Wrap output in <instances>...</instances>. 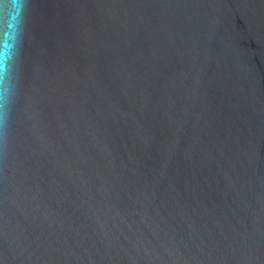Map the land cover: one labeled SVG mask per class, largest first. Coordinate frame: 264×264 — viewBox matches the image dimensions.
<instances>
[{
    "label": "water",
    "instance_id": "water-1",
    "mask_svg": "<svg viewBox=\"0 0 264 264\" xmlns=\"http://www.w3.org/2000/svg\"><path fill=\"white\" fill-rule=\"evenodd\" d=\"M0 264H264V0H0Z\"/></svg>",
    "mask_w": 264,
    "mask_h": 264
}]
</instances>
